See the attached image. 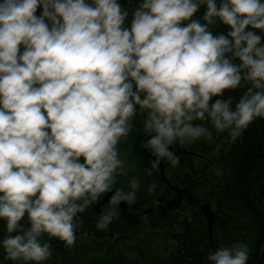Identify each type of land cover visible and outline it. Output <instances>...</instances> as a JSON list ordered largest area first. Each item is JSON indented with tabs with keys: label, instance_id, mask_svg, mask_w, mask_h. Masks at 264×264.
I'll return each instance as SVG.
<instances>
[{
	"label": "clouds",
	"instance_id": "1",
	"mask_svg": "<svg viewBox=\"0 0 264 264\" xmlns=\"http://www.w3.org/2000/svg\"><path fill=\"white\" fill-rule=\"evenodd\" d=\"M201 5L203 24L191 19ZM128 16L118 0H0L5 260L44 264L52 255L45 234L74 245L77 213L111 191L124 170L117 145L138 110L147 114L153 168L162 159L179 163L170 145L211 135L193 121L208 120L235 141L264 118V44L246 30L264 33V0H140L124 27ZM217 21L230 26L227 36L208 30ZM244 84L234 108L232 97L209 103ZM139 187L132 178L129 191L112 192L111 204L133 202ZM25 212L28 228L19 223ZM114 216V208L100 216L97 228L106 230ZM208 261L247 264V245L212 250Z\"/></svg>",
	"mask_w": 264,
	"mask_h": 264
},
{
	"label": "trees",
	"instance_id": "2",
	"mask_svg": "<svg viewBox=\"0 0 264 264\" xmlns=\"http://www.w3.org/2000/svg\"><path fill=\"white\" fill-rule=\"evenodd\" d=\"M118 2L122 9L129 12L123 26L130 27L132 13L140 0ZM205 11L206 7L201 5L191 19L205 23L202 20ZM41 12L42 6H39L36 15L39 16ZM188 22L182 21L181 26H186ZM208 30L213 36H227L230 26L217 21L209 25ZM246 30L261 35V43L264 44V33L260 29H251L249 26ZM225 56L228 58L231 54L226 53ZM232 62L237 65L240 63L238 58ZM244 92L241 88L225 89L223 96H214L209 103L232 97L234 108L235 102ZM143 120L144 114L138 110L131 121L129 134L123 137L126 140L124 147L128 148V163L132 166L131 170L125 167V176H128L129 181L136 178L140 183L139 194L131 206L136 212L113 218L106 230L97 228L96 212L89 210L77 215L74 219L76 241L72 247H66L58 238L49 239L47 234L42 237V240L49 242L52 250L51 257L44 264H59V255L61 259L64 258L60 264H68L66 260L74 259V256L77 257L75 264H91L90 260L83 261L86 256L92 254V259H96L97 255L102 256L104 252L111 254L128 242L137 244L134 247L136 251H131L121 262L117 260L112 264H209L212 239L208 221L205 222L207 218L198 208V202L203 200L196 195V189L201 185L208 189L216 204L217 221L226 224L235 241L247 245V264H264V118L254 119L235 141L226 131L210 129L208 120L194 122L210 129L211 135L183 145H170V150L179 157V163L174 167L162 159L166 170L168 167L175 169V175H172L175 178L172 179L180 189L179 193L166 186L157 166L152 167L154 161L142 150L141 144L147 136L143 130ZM163 186L170 194L182 198L171 203L166 200L161 202L159 191ZM182 190H187V194ZM146 207H152L150 213L141 212ZM19 223L24 228L30 227L26 215ZM5 229L6 221L0 219V240L7 235ZM143 230L149 231L153 238L154 230L163 235L165 246L160 247L162 258L141 257L138 250L145 254L147 245L139 237ZM17 234H21L19 229L11 233L13 236ZM4 256L0 246V264H21L5 260Z\"/></svg>",
	"mask_w": 264,
	"mask_h": 264
},
{
	"label": "rangeland",
	"instance_id": "3",
	"mask_svg": "<svg viewBox=\"0 0 264 264\" xmlns=\"http://www.w3.org/2000/svg\"><path fill=\"white\" fill-rule=\"evenodd\" d=\"M204 6V5H202ZM206 7V6H204ZM23 51V48L21 47V52ZM241 89H244L245 91L247 90V85L244 84L242 87H239ZM144 114V119L146 118V113ZM196 121H193V123ZM208 127L210 129H214L213 126L208 125ZM209 129V130H210ZM124 144H126V140L123 139V137L120 139V141L118 142L117 145V149H118V153H119V157L120 159L124 162L123 163V172L118 174L115 178V183L112 185V190H116L117 188L123 189L124 191H129V184L130 181L128 180V176H125V169L129 168L131 170V167L128 163V148L124 147ZM186 144V143H185ZM81 161H84L83 157H80ZM126 167V168H125ZM166 175L167 177H169L172 181V178L175 175V169L174 168H167V170L165 169ZM173 175V176H172ZM201 181V180H200ZM173 183L175 184V182L173 181ZM202 183V181H201ZM201 185V184H200ZM168 187V186H167ZM169 188V187H168ZM188 190V189H187ZM187 190L183 191L187 194ZM110 192V191H109ZM108 192L102 194L98 200L102 201L103 198L107 195ZM139 194V191L137 190L136 195ZM196 195H198L203 201V203H209L211 205V211L213 212V219H212V223H211V251L215 250V249H219L221 247H231L233 244L237 243V241L234 240V237L232 236L231 232L229 231V229L227 228L226 224L224 222H218L216 219V204L215 202L211 199V195L208 192V189L206 187H202V185L200 186V188L196 189ZM137 198V197H136ZM135 198V200H136ZM182 197H176V195H172L169 192H167L165 186H163L161 188V190L159 191V199L160 200H166L167 202H172L174 200H178ZM134 200V201H135ZM111 201V199H110ZM107 202L106 204H103L101 206H96L95 202H92L88 205L87 208H85V210L82 213H77V215H82L84 214L86 211H94L96 212L97 209H100L99 214L96 213L97 215V220H99L100 216H102L103 214L107 213L108 211L112 210L114 208L115 210V217H119V216H124L127 212H130L131 214L136 212V210H134L131 206L134 205V201L131 203L128 202H124L123 205L119 204L117 206H113L111 204V202ZM129 205V206H128ZM156 206V205H155ZM154 207V206H152ZM151 207V208H152ZM146 207L145 209H143L144 212L147 213L146 211L151 209ZM150 213V212H149ZM25 214H27V212H25ZM28 215V214H27ZM207 219H205L206 222ZM208 221V220H207ZM154 234L155 238H153L150 234L149 231H145L143 230V232L141 233V235L139 236L141 240H143V242H145L146 248H145V254L141 253L139 250L138 252L141 254V257H148V258H154V257H161L163 256V252H161V248L162 246H165V242L163 241V235L159 232L154 230V232L152 233ZM156 237H158L159 239H157ZM137 244H135V242H128L123 244L121 247H119L115 252L110 253H102V256H98L96 259H92V254L86 256L84 258L83 261H91V264H106L105 261H107V264H112L114 261L119 260V262H121L122 260H124L128 254L131 251H136L134 249V247H136ZM133 248V249H132ZM168 248V247H167ZM59 254V253H58ZM147 255V256H145ZM74 259H68L66 260V262L68 264H75L76 263V259L77 257L74 256ZM64 260L60 258V255L58 256V262L59 264L62 263ZM82 261V262H83Z\"/></svg>",
	"mask_w": 264,
	"mask_h": 264
},
{
	"label": "water",
	"instance_id": "4",
	"mask_svg": "<svg viewBox=\"0 0 264 264\" xmlns=\"http://www.w3.org/2000/svg\"><path fill=\"white\" fill-rule=\"evenodd\" d=\"M147 137L143 140L141 146H142V150L143 152L149 157L151 158L153 161H155V157L151 154V152L149 150H147L145 148V142H146ZM158 171H159V175L161 180L172 190H174L175 192H179L178 187L173 183V181L167 177L166 172H165V167H164V163L161 160L159 162V164L157 165ZM115 190H111L110 192L107 193V195L103 198L102 201H97L96 202V206H101L103 204H106L107 202L110 201L111 196H112V192ZM184 191V190H183ZM124 202H121L120 204L123 205ZM199 208L201 210V212L206 216L208 223H209V232L211 234V223H212V219H213V212L211 211V205L209 203H204V204H199ZM97 212L99 213L100 210L98 209Z\"/></svg>",
	"mask_w": 264,
	"mask_h": 264
},
{
	"label": "bare ground",
	"instance_id": "5",
	"mask_svg": "<svg viewBox=\"0 0 264 264\" xmlns=\"http://www.w3.org/2000/svg\"><path fill=\"white\" fill-rule=\"evenodd\" d=\"M146 137H147V136H146ZM146 137H145V138H146ZM145 138H144V139H145ZM162 201H165V200H161V202H162ZM169 203H171V202H169ZM199 204H204V203L199 201V202H198V208H199ZM167 205H168V204H167ZM199 209H200V208H199ZM200 211H201V210H200ZM203 215H204V214H203ZM204 216H205V215H204ZM205 217H206V216H205ZM208 224H209V223H208Z\"/></svg>",
	"mask_w": 264,
	"mask_h": 264
},
{
	"label": "flooded vegetation",
	"instance_id": "6",
	"mask_svg": "<svg viewBox=\"0 0 264 264\" xmlns=\"http://www.w3.org/2000/svg\"><path fill=\"white\" fill-rule=\"evenodd\" d=\"M150 211L152 210V209H149Z\"/></svg>",
	"mask_w": 264,
	"mask_h": 264
}]
</instances>
